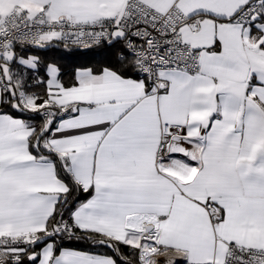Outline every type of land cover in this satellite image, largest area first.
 <instances>
[{"label":"snow or ice","instance_id":"snow-or-ice-1","mask_svg":"<svg viewBox=\"0 0 264 264\" xmlns=\"http://www.w3.org/2000/svg\"><path fill=\"white\" fill-rule=\"evenodd\" d=\"M12 3L0 264H264V0Z\"/></svg>","mask_w":264,"mask_h":264},{"label":"trees","instance_id":"trees-1","mask_svg":"<svg viewBox=\"0 0 264 264\" xmlns=\"http://www.w3.org/2000/svg\"><path fill=\"white\" fill-rule=\"evenodd\" d=\"M56 55L59 56L61 54L57 53ZM61 62L67 66H73L78 64L93 63L94 60L87 57H81L79 56V54H74L73 57L71 58L66 57Z\"/></svg>","mask_w":264,"mask_h":264},{"label":"crops","instance_id":"crops-1","mask_svg":"<svg viewBox=\"0 0 264 264\" xmlns=\"http://www.w3.org/2000/svg\"><path fill=\"white\" fill-rule=\"evenodd\" d=\"M12 0H0V12L9 13L12 10Z\"/></svg>","mask_w":264,"mask_h":264}]
</instances>
